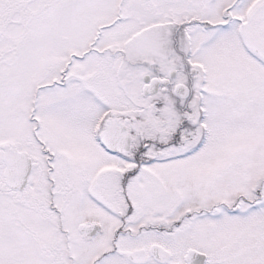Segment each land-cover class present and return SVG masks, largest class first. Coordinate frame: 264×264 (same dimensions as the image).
Listing matches in <instances>:
<instances>
[{"label": "snow or ice", "instance_id": "1", "mask_svg": "<svg viewBox=\"0 0 264 264\" xmlns=\"http://www.w3.org/2000/svg\"><path fill=\"white\" fill-rule=\"evenodd\" d=\"M0 264H264V0H0Z\"/></svg>", "mask_w": 264, "mask_h": 264}]
</instances>
